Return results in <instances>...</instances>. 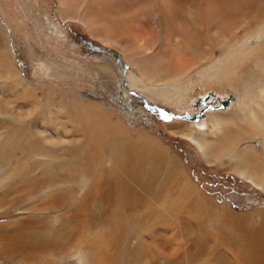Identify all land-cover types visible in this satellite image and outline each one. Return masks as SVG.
<instances>
[{"label":"bare ground","instance_id":"obj_1","mask_svg":"<svg viewBox=\"0 0 264 264\" xmlns=\"http://www.w3.org/2000/svg\"><path fill=\"white\" fill-rule=\"evenodd\" d=\"M58 1L65 20L72 19L83 24L94 38L121 51L125 61L139 70L144 78L135 77L133 73L128 75L126 67L129 65H121L124 79H130L127 86L130 90L134 87L159 93L164 99L175 103H182L186 97L200 89L207 90L208 86L215 85L214 81H217L218 86L220 80L217 78L220 79L222 75V79L233 81L236 74H248L255 68V61L264 57V0ZM257 34L259 38H256ZM103 53H110L120 61V56L114 51L104 50ZM218 55L222 57L217 59ZM0 56L12 61L5 43ZM224 56L225 59H222ZM233 62L241 64L235 66ZM9 64L15 69L13 62ZM215 70L219 74H215ZM194 77L196 83L192 87L182 85L186 78ZM262 80L259 77L241 86L245 89L243 101L237 91V84L230 88L237 98L233 109L241 112V121H252L250 125L254 128L248 134L243 132L245 137L237 149H230L236 143L233 138L223 144L207 140L204 137L206 131H202L208 130L207 125L201 130L187 123L174 122L167 128L173 135L187 137L194 142L209 163L219 162L221 156H229L227 158L235 163L234 171L264 190L263 180L259 181V177L254 174V171H264V158L260 154H251L254 160L250 162L242 156L251 153L252 142L256 137L264 138V109L254 108L248 98L251 89H256ZM15 86V82H9L6 90L16 89ZM73 95L72 105L75 109L69 112L68 119L77 126L76 132L85 135L84 139H78L77 147L79 144L81 149L87 146L89 151L94 145L103 156V160L96 166L86 162L91 157L98 158L96 153H87L84 159L74 162L88 180L91 178L88 190L79 198L73 196L72 188H68L67 197L59 194L63 188L58 184L68 187L74 182L73 171L46 177L45 174L33 176L29 169L22 176L21 183L26 186L31 182L36 184L29 192L40 199L33 211L47 212L52 206H73L72 213L66 215L64 221L65 224L73 221L77 233H68L70 237L65 242L63 238L67 235L61 234L62 228H51L53 234H47L48 229L38 218H29L23 225L17 223L14 227L0 225V254L7 258L23 256L25 262L32 263V255L36 253L66 252L70 256L79 249L96 250L94 236L101 230L91 237V226L95 221H103L109 228L112 250L105 253L99 249L95 255V264H119V248L125 244V229L122 228L121 220L125 218L127 223L132 222L130 229L133 232L127 235V251L134 260L133 263L126 261L125 264H264V213L232 212L227 220L233 228V236L229 237H234L235 241L220 236L223 231L211 225L208 220L209 213L217 210L211 200L193 198L190 190L180 183L179 195L173 194L172 187L178 182L173 171L176 161L166 164L168 173L164 175L165 179L157 181L159 173L164 172L165 146L159 141L155 145V139L145 133H139L140 137L133 139L111 112L99 104L86 102ZM228 117L219 113L210 115L209 124L216 130L232 125V120L225 119ZM120 133H124L125 137L120 136ZM146 164H151V168L146 169ZM93 167H100L98 176L93 175ZM42 186L44 188L39 192ZM76 198L78 201L72 204L70 200ZM92 200H97L99 204V212L95 215L87 211ZM85 210L86 221L82 219ZM184 215L191 216L194 225L191 222L188 224ZM253 216H259L258 225L253 223ZM207 223L217 228L218 232L212 233ZM137 226L140 234L135 231ZM84 229L89 230L87 234H84ZM65 232H68L67 229ZM145 234L150 236V240L145 238ZM207 234L213 238L214 244L207 242ZM152 246L156 252L151 250ZM222 247L230 250L231 258L222 253ZM208 250L210 255H207ZM82 257L81 264H84L87 258Z\"/></svg>","mask_w":264,"mask_h":264},{"label":"rangeland","instance_id":"obj_2","mask_svg":"<svg viewBox=\"0 0 264 264\" xmlns=\"http://www.w3.org/2000/svg\"><path fill=\"white\" fill-rule=\"evenodd\" d=\"M259 37L257 34L256 38ZM0 41V51L3 50L5 43L12 58L9 59L15 65V69L10 67L11 62L8 58L2 59L0 56L1 226L14 227L17 223L23 225L29 218H38L48 229L47 234H53L50 232L51 228L58 230L62 228L61 234L65 235L77 233L73 221H68L69 223L66 224V220L64 221L66 215L72 213L73 206L68 205L64 208L52 206L47 212L33 211V207L40 203V199L29 193L36 184L31 182L26 186L25 183H21L22 176L26 175L29 169L32 170L33 176L45 174L46 177L73 171L74 182L68 187L58 184L63 188L59 194L67 197L68 188H72L73 196L79 198L88 190L91 178L88 180V177L83 175V170L76 167L74 162L77 159H84L87 153L88 155L96 153L98 158L91 157L86 161L87 164L96 166L100 160H103V156L94 145L89 151L87 146L81 149L79 144L77 147L78 139H84L85 135L76 132L77 126L68 119L69 112L72 113L75 109L72 105L73 94L86 102L99 104L111 112L114 119H119L133 139L140 137L139 133H145L155 139V145L159 141L165 146L167 148L165 169L163 168L164 172L159 173L157 181L165 179L164 175L168 173L167 165L170 161L171 164L172 161H176L173 171L178 182L174 185L171 183L173 194L179 195L182 184L188 191L190 190L193 198L211 200L217 210L214 209L209 213L208 220L211 225H216L223 231L220 236L235 241L234 237H229L233 236V228L227 220V216L232 212L256 215L264 213V190L234 171L235 163L227 158L229 156H221L219 162L209 163L194 142L187 137L173 135L167 128L174 122L187 123L201 130L207 125L208 130H202L206 131L204 137L207 140L212 142L216 140L215 144H223L233 138L236 139V143L230 149H237L242 144L241 139L245 137L243 132L248 134L249 130L254 128L250 125L252 121H241V112L233 109L237 98L230 88L237 84V91L242 95L241 101H243L245 89L242 85L261 77L263 80L256 89H251L248 98L254 108L264 109V57L255 61V68L248 74H236L233 81L222 79V75L220 79L217 78L218 81L220 80L218 86H216L217 81H214L215 85L208 86V91L200 89L186 97L182 103H175L164 99L159 93L134 87L130 90L127 87L130 79H124V69L121 65H129L126 67L128 75L133 73V76L142 78L139 70L125 61L121 51L94 38L83 24L72 19L65 20L61 15L58 0H0ZM104 50L116 52L120 56V61L110 53H103ZM221 57L222 55H218L217 59ZM222 59H225V56ZM233 64L238 66L241 63L233 62ZM104 67L107 72H104L106 71ZM213 72L219 74L216 70ZM195 81L196 77L186 78L182 85L190 88L196 83ZM9 82H15L16 89L7 91L6 85ZM66 111L68 113H65ZM257 112L263 116L260 110ZM218 113L224 117L229 116L225 119L232 120L233 124L217 130L213 129L209 124L210 115ZM216 134H219L217 138ZM119 135L125 137L124 133ZM251 149L253 153L251 151L242 154L244 159L253 162L252 155L259 154L263 159L264 138L256 137ZM145 166L146 169L151 168V164ZM92 171L94 176H98L100 167H93ZM254 174L264 183V178L261 177L264 176V171L259 170L257 173L254 171ZM44 186L38 191L41 192ZM70 201L74 204L78 199ZM87 209L91 214H97L99 212L97 200H92ZM86 217L85 210L82 212V219L86 221ZM184 217L188 224L191 222L194 225L191 216L184 215ZM252 220L254 224H259V216H253ZM121 222L122 228L125 229L123 231L125 244L119 248L118 262L133 263L134 260L127 251L129 237L127 235L133 232V229H130L132 222L127 223L125 218H122ZM211 225L208 224L209 230L216 234L217 228ZM91 228L93 229L91 237L101 230L94 236L97 243L94 247L96 250L79 249L70 256L66 255V252L65 254L36 253L32 255L34 259L32 263L25 262L23 256L7 258L0 254V264H81L82 255L87 258L84 264H95V255L99 249L105 253L112 249L108 237V225L103 221H95ZM83 231L87 234L89 230ZM135 231L140 234L138 226L135 227ZM203 232L206 233V230ZM144 236L150 240L148 234ZM69 237L70 235H67L63 238L65 242ZM206 237L210 245L214 244L209 234ZM151 250L156 252L153 246ZM221 251L231 258L228 248L222 247ZM208 254L210 255L209 250Z\"/></svg>","mask_w":264,"mask_h":264}]
</instances>
